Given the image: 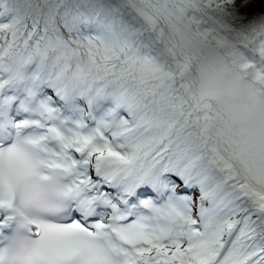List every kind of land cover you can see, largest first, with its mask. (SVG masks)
Returning <instances> with one entry per match:
<instances>
[{
    "label": "snow or ice",
    "instance_id": "6c2138e0",
    "mask_svg": "<svg viewBox=\"0 0 264 264\" xmlns=\"http://www.w3.org/2000/svg\"><path fill=\"white\" fill-rule=\"evenodd\" d=\"M0 264H264V0H0Z\"/></svg>",
    "mask_w": 264,
    "mask_h": 264
}]
</instances>
